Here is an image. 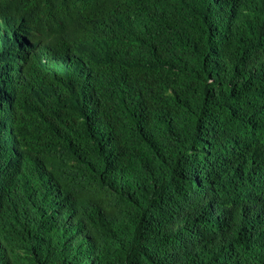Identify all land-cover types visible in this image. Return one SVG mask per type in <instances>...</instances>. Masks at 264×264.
<instances>
[{
	"label": "trees",
	"instance_id": "trees-1",
	"mask_svg": "<svg viewBox=\"0 0 264 264\" xmlns=\"http://www.w3.org/2000/svg\"><path fill=\"white\" fill-rule=\"evenodd\" d=\"M0 264H264V0H0Z\"/></svg>",
	"mask_w": 264,
	"mask_h": 264
}]
</instances>
